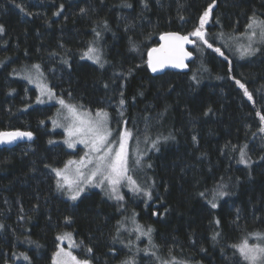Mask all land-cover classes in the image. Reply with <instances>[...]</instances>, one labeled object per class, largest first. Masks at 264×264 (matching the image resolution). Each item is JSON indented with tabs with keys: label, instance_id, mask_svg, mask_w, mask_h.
Wrapping results in <instances>:
<instances>
[{
	"label": "trees",
	"instance_id": "16d2710c",
	"mask_svg": "<svg viewBox=\"0 0 264 264\" xmlns=\"http://www.w3.org/2000/svg\"><path fill=\"white\" fill-rule=\"evenodd\" d=\"M145 2L0 0V132L33 134L29 142L0 147V264H52L64 232L73 235L76 256L90 264L129 258L247 264L231 245L264 235V124L257 115H264V44L241 57L228 43L250 18L264 20V0H215L204 26L213 47L193 37L189 69L156 74L147 66L148 50L164 32L192 33L213 0ZM90 43L103 67L82 58ZM33 65L65 102L107 110L117 129L131 132L130 151L141 153L142 192L128 190L115 200L91 190L73 202L57 190L52 169L72 152L51 128L56 105L36 103L35 89L18 75ZM244 146L246 165L239 163ZM221 190L228 195L216 196L212 208ZM124 216L145 231L151 227V243L123 225ZM144 245L151 253L137 251Z\"/></svg>",
	"mask_w": 264,
	"mask_h": 264
},
{
	"label": "snow or ice",
	"instance_id": "6c2138e0",
	"mask_svg": "<svg viewBox=\"0 0 264 264\" xmlns=\"http://www.w3.org/2000/svg\"><path fill=\"white\" fill-rule=\"evenodd\" d=\"M141 4L147 7L145 0H141ZM125 7H131V4L124 3ZM215 7V0L210 3L207 8L203 11V14L199 17V24L189 35L181 36L177 33H164L160 36V40L163 43L160 44L158 48H151L148 50L147 66L153 72H157L163 69L166 65H170L174 68H184V59L191 54L184 50L185 43H194L190 40L189 36L196 37L199 41L204 43L208 48H212V44L208 42L206 34L204 32V26L208 22L210 14ZM63 5H61V9ZM83 13L85 9H80ZM59 12L54 13L58 15ZM106 25V22H105ZM247 29L249 30L247 35L248 43L247 45H238L236 51L239 52L241 57L252 56L256 53L257 49L254 44L257 43V36L260 43H264V20H257L255 17L250 18V22L247 24ZM258 30V31H257ZM5 31L3 25H0V34ZM96 36L99 37L100 33L97 32ZM219 55L224 56L220 48L213 49ZM82 58H87L92 60L94 63H100L101 67V57L99 51L96 47H93L90 43L87 50L84 52ZM227 59V57H225ZM32 68L35 70V74L29 73L25 76L29 83H35L40 89L41 95H47L49 99L54 98V93L47 87V85L41 83L40 77L42 73L40 72L39 65H33ZM236 84L243 90L244 96L248 100H252L253 97L251 93L247 90L245 85L239 80L235 81ZM122 95V93H121ZM44 101L37 97V103H43ZM57 102L61 105L63 109L67 110V115L64 117L65 120L69 121L66 126L58 124L55 120L53 121L54 126L64 127L66 138L64 143L67 144L69 148H73L77 143L84 145L86 151L84 155L77 160H69L63 168L52 169L56 176V188L58 191L63 192L67 195L68 199L76 201L81 193L85 191V187H97L106 189V194L110 198L116 200H123V196L119 194V188L127 183L129 190L134 193H140L143 189L138 185L137 181L133 179L130 169V158L128 152V139L131 136V132L127 129L119 133L118 141L110 140L112 136V131L108 127V116L109 114L104 110H98L93 116L88 111H81L77 106L71 105L65 102L64 99H58ZM120 105L122 106L125 102L123 99L120 100ZM211 111V109H209ZM122 114V113H121ZM207 114V113H205ZM262 124H264V115L257 112ZM43 123V121H41ZM260 132L264 133V127L259 129ZM27 137L28 139L33 138L31 132L22 131H12V132H0V143H11L18 138ZM164 139H168L165 137ZM195 137L193 140L195 141ZM52 143V141H49ZM117 146H113V144ZM157 141L152 142V147L156 148ZM247 146L241 147L239 149L240 159L239 163L248 164L247 152L245 148ZM135 165L139 166L141 161L137 159ZM47 167V165H46ZM151 167V165H148ZM222 187V186H221ZM144 195L151 198L149 192H144ZM201 195H204L201 193ZM228 195L224 191H218L213 196V201H210L211 207L216 208L217 205L214 202L216 196L223 197ZM66 223H70V219L66 218ZM133 223L135 221L133 220ZM218 223V221H217ZM3 225H0L2 228ZM123 227V225H121ZM117 231H120L118 228ZM135 231L139 233V236L149 237L151 243V233L152 228L148 227L145 231L140 225H136ZM217 235H219L217 233ZM258 240H264V236L260 233H254ZM139 238V237H138ZM58 241L72 240L71 233H64L63 235H58L56 237ZM216 239V236H213ZM82 243V242H81ZM155 248V245H151ZM69 247H78L75 243H70ZM239 253L240 258L247 262V264H264V245L259 243L249 244L248 240H243L240 244L231 245ZM87 251L91 253L93 250L88 248ZM137 251H145L148 249H138ZM155 256L156 253L152 252ZM23 259L28 260V256H23ZM52 264H90L88 259H78L72 254L71 251H66L60 245H57V251L53 254ZM121 264H135L134 258H129L122 261ZM161 264H183V262L174 261H161Z\"/></svg>",
	"mask_w": 264,
	"mask_h": 264
},
{
	"label": "rangeland",
	"instance_id": "374dc122",
	"mask_svg": "<svg viewBox=\"0 0 264 264\" xmlns=\"http://www.w3.org/2000/svg\"><path fill=\"white\" fill-rule=\"evenodd\" d=\"M258 31V30H257ZM248 32H249V30L246 28V30H245V32H243V33H239V34H237L234 38H232V39H229V45L231 46V47H233V48H235V50H236V48H237V46L238 45H247V43H248V40H247V35H248ZM191 38L193 39V36H191ZM195 38V37H194ZM260 44H264V43H260L259 42V38H258V36H257V43H255L254 44V47L256 48L258 45H260ZM237 52V51H236ZM237 54H239V52H237ZM91 62H93L92 60H91ZM94 63V62H93ZM97 64H100V63H97ZM29 73H31V74H35V70L32 68V66H30V67H25L24 69H22V71H21V73L20 74H18L19 75V77L20 78H22L27 84H29L31 87H33L34 89H35V91H36V94H37V97L39 96L40 97V99L41 100H43L44 102L43 103H38V104H41V105H56L55 106V110H54V113H53V115H52V117H50V122H51V128H52V130L53 131H56V132H59L60 133V138H59V141L60 142H62L64 145H65V147L69 150V151H71L72 153H71V156H70V159L69 160H79L80 159V157L81 156H83L84 155V152L86 151V149L84 148V145H82V144H79V143H77L73 148H69L68 146H67V144H65L64 143V140H65V138H66V133H65V128L64 127H56V126H54V124H53V121L55 120L58 124H61V125H64V126H66L67 125V123H69V121H67V120H65L64 119V117L67 115V110L66 109H63L62 107H61V105L57 102V100L58 99H62L60 96H57L56 95V93L50 88V86H49V84L47 83V81L45 80V78H44V75L42 74V76L40 77V80H41V83H43V84H45V85H47V87L49 88V89H51V91L54 93V98L53 99H49V97L47 96V95H41V92H40V89L37 87V85L35 84V83H29L28 82V80L25 78V76L26 75H28ZM36 103H37V101H36ZM67 103V102H66ZM68 104H71V103H68ZM71 105H75V104H71ZM75 106H77V105H75ZM77 108H79L81 111H88V112H90L93 116L95 115V113L98 111V110H94V111H90V110H88V109H83V108H80V107H78L77 106ZM99 110H102V109H99ZM104 111H106L108 114H109V116H108V127L110 128V130L112 131V136L110 137V140H112V141H118V138H119V133L121 132V131H123V130H125V128L123 127V128H121L120 130L119 129H117V125H116V121L112 118V116L110 115V113L107 111V110H104ZM131 137V136H130ZM130 141H131V138H129L128 139V142H127V145H128V152H129V158H130V169H131V174H132V176H133V179H135L136 181H137V183H138V185L140 186V187H143V184H142V180L141 179H139V175H138V172H137V165H135V161L138 159V157H140L141 156V153H140V151H139V149L138 148H135L134 150H132V151H130ZM113 146H117L115 143L113 144ZM68 160V161H69ZM67 161V162H68ZM66 162V163H67ZM65 163V164H66ZM64 164V165H65ZM64 167V166H63ZM63 167H61V168H63ZM91 190H99V191H101L102 193H104L105 195H108V194H106V189H102V188H97V187H88V186H86L85 187V191L83 192V193H81V196L84 194V193H86V192H88V191H91ZM129 190V186L127 185V183H125V184H123L120 188H119V194L121 195V196H123V198H125V191H128ZM130 191V190H129ZM63 193V192H62ZM64 194V193H63ZM65 195V194H64ZM66 197H67V195H65ZM80 196V197H81ZM109 196V195H108ZM79 197V198H80ZM110 197V196H109ZM68 198V197H67ZM78 198V199H79ZM77 199V200H78ZM70 200V199H69ZM76 200V201H77ZM116 200V199H115ZM72 201V200H71ZM76 201H73V202H76ZM135 202V201H134ZM133 220L134 219H131V218H129V217H127V216H124L123 217V225H125L126 227H128L129 228V230H133V231H135V228H136V225H135V223H133ZM135 221V220H134ZM64 233H68V232H64ZM63 233V234H64ZM70 233V232H69ZM128 233V232H127ZM62 234V235H63ZM129 234V233H128ZM61 235V234H60ZM262 236H264V235H262ZM243 240H245V239H243ZM242 240V241H243ZM247 240H248V242H249V244H257V243H259V244H261V245H264V240H258L255 236L254 237H252V238H247ZM241 241V242H242ZM240 242V243H241ZM70 243H74V238H73V235H72V240L71 241H68V240H64V241H58V244L60 245V247H63L66 251H71L72 252V254L74 255V256H76V254H75V252H74V249H75V247H69V244ZM126 243H128V241L126 242ZM136 247H138V248H142V246H137V243L135 242V240L132 242ZM143 243H145V242H141V244H143ZM239 243V244H240ZM152 246L150 245V248H151ZM143 249H146V246L144 245V247H143ZM56 251H57V249H56ZM55 251V252H56ZM131 254L130 255H135L136 254V251L134 250V249H131ZM54 252V253H55ZM129 252V251H128ZM148 252H150L151 253V251L150 250H148ZM128 256V255H127ZM77 257V256H76ZM78 258V257H77ZM79 259V258H78ZM81 260H83V259H81Z\"/></svg>",
	"mask_w": 264,
	"mask_h": 264
},
{
	"label": "water",
	"instance_id": "95a60500",
	"mask_svg": "<svg viewBox=\"0 0 264 264\" xmlns=\"http://www.w3.org/2000/svg\"><path fill=\"white\" fill-rule=\"evenodd\" d=\"M164 33H177L181 36H185V35H188V34H183V33H180V32H176V31H169V32H164ZM162 33V34H164ZM161 34V35H162ZM160 35V36H161ZM160 36H159V39H158V43L157 45L153 46L152 48H158L160 46L161 43H163V41L160 40ZM190 40L193 41V39L191 38V36H189ZM194 45V43H185L184 44V50L188 53H190L191 55L186 57L184 59V64L186 65V67L184 68H174L170 65H166L163 69H160L158 70L157 72L153 73L150 69V72L153 73V74H156V73H160L166 69H170V70H174V71H187L189 69V65H188V62L190 59L193 58V53H192V46ZM151 49V48H150ZM12 131H22V132H30V131H27V130H21V129H18V130H8V131H2V132H12ZM31 139H28L27 137H23V138H18L16 140H14L13 142L11 143H0V147H11V146H15L16 144L20 143V142H29Z\"/></svg>",
	"mask_w": 264,
	"mask_h": 264
}]
</instances>
